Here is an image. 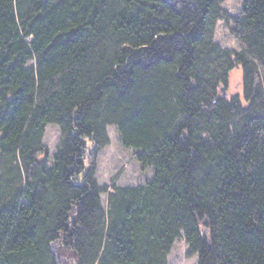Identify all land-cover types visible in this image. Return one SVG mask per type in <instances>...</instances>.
Returning <instances> with one entry per match:
<instances>
[{
	"label": "trees",
	"instance_id": "16d2710c",
	"mask_svg": "<svg viewBox=\"0 0 264 264\" xmlns=\"http://www.w3.org/2000/svg\"><path fill=\"white\" fill-rule=\"evenodd\" d=\"M109 125L152 174L104 206ZM179 238L264 264V0H0V264H168Z\"/></svg>",
	"mask_w": 264,
	"mask_h": 264
},
{
	"label": "rangeland",
	"instance_id": "374dc122",
	"mask_svg": "<svg viewBox=\"0 0 264 264\" xmlns=\"http://www.w3.org/2000/svg\"><path fill=\"white\" fill-rule=\"evenodd\" d=\"M242 0H222V5L228 13H237ZM214 40L222 46L238 48L237 41L229 32L223 20H217ZM225 95L241 93V68L233 67L228 74V82L224 88ZM109 142L99 150L96 157L95 178L100 185H106V190L101 195L102 204L106 205L108 193L113 191L112 184L128 186L143 183L152 174V168H141L140 163L134 157L132 147H124L119 141L118 132L113 125L106 128ZM60 137L59 127L55 123L45 126L43 143L49 149V162H52L53 153L56 150ZM93 145L86 140V151H90ZM41 157V156H40ZM86 164V161H85ZM168 264H197L196 255H189L182 238L173 244L168 256Z\"/></svg>",
	"mask_w": 264,
	"mask_h": 264
},
{
	"label": "water",
	"instance_id": "95a60500",
	"mask_svg": "<svg viewBox=\"0 0 264 264\" xmlns=\"http://www.w3.org/2000/svg\"><path fill=\"white\" fill-rule=\"evenodd\" d=\"M220 90H221V92H222V95H225L224 88H223V87H220Z\"/></svg>",
	"mask_w": 264,
	"mask_h": 264
}]
</instances>
